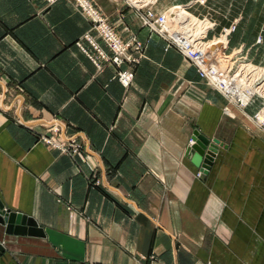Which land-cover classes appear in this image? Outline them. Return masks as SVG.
<instances>
[{"label":"crops","instance_id":"0c3cea01","mask_svg":"<svg viewBox=\"0 0 264 264\" xmlns=\"http://www.w3.org/2000/svg\"><path fill=\"white\" fill-rule=\"evenodd\" d=\"M92 1L123 41L143 43L140 64L98 68L78 43L91 50L89 34L112 52L73 0H0V205L42 229L0 224V264H264V132L251 120L262 104L225 115L227 100L136 10ZM194 1L154 8L210 19L209 38L236 24L229 51L264 64V0ZM53 117L81 134L76 158L39 142ZM196 131L220 143L205 168Z\"/></svg>","mask_w":264,"mask_h":264},{"label":"built area","instance_id":"2783aa9c","mask_svg":"<svg viewBox=\"0 0 264 264\" xmlns=\"http://www.w3.org/2000/svg\"><path fill=\"white\" fill-rule=\"evenodd\" d=\"M47 1L53 4L58 0ZM123 1L140 14V20L144 28L164 39L168 47H173L180 52L187 61L196 67L201 79L205 80L227 100L228 105L224 108L225 115L231 116L232 106H236L238 109L244 111L257 100L262 101L261 108L251 117V120L264 132V96L256 92V89L260 88L264 83V75L259 76L257 70L254 69L259 68L264 70V64L258 65L250 60L247 54L244 53L243 47L229 51V38L236 31V24L222 29L218 37L209 38L210 32L215 30L217 24L210 19L199 18L201 22H208L210 24L206 30V34L200 37L193 32L192 27H187L189 15H185L182 20L179 19V21L175 22L174 20L178 17L179 13L171 12L172 22L169 21L167 13L174 8L178 10L181 6L175 5L165 11L157 12L154 6L158 0L155 2H144L143 0ZM73 2L77 9L93 24V29L96 30L112 52V55H108L91 35H85V40L92 49L87 50L80 42L78 45L98 68H101L102 64L107 63L117 68H120L125 63H129L135 67L140 64V60L145 59L142 53L144 49L143 43L135 37L128 41H123L92 0H73ZM205 2L207 0L194 1L195 4L199 3L201 5H204ZM188 10L185 9L187 12ZM223 37L227 40L226 47L223 50L214 51L212 43H215L218 38L221 39ZM262 45H264V30L256 38L254 46L260 47ZM228 55L232 56L231 67H229V62L221 63V57L227 58ZM241 64H245L249 68L250 73L247 74L246 78V81L249 83L242 80L239 68ZM133 79V71H121L118 73V80L126 87L131 85ZM225 79H230L229 85L224 81ZM241 84H252V88L244 91ZM252 90H255L253 94L250 93ZM42 125L45 131L38 135L40 143L73 159L82 151H85V144L82 141L81 134H69L70 125L66 122L53 117L47 121H43ZM95 184L100 185V182L97 181ZM147 264L161 263L157 257H152Z\"/></svg>","mask_w":264,"mask_h":264},{"label":"water","instance_id":"95a60500","mask_svg":"<svg viewBox=\"0 0 264 264\" xmlns=\"http://www.w3.org/2000/svg\"><path fill=\"white\" fill-rule=\"evenodd\" d=\"M192 140L194 144L190 151L193 150L195 152L193 157L194 164L198 168L202 167L203 163L205 165H209L215 157V154L217 153V146L220 145V143L218 141L211 142L198 131L195 132ZM202 168H205V166ZM0 224L6 227V233L8 235H23L24 233L21 232L25 231L24 226L30 227L29 234L34 236H41L42 234V229L39 228L35 221L28 217L6 210L2 205H0Z\"/></svg>","mask_w":264,"mask_h":264},{"label":"bare ground","instance_id":"6f19581e","mask_svg":"<svg viewBox=\"0 0 264 264\" xmlns=\"http://www.w3.org/2000/svg\"><path fill=\"white\" fill-rule=\"evenodd\" d=\"M131 1H140V0H131ZM143 1L144 2H155L156 0H143ZM196 4L193 3L192 5H188V6L190 8V7H192L193 5H196ZM198 5L201 6V4H199V3H198ZM205 5H207V2H205L204 5H202V6H205ZM176 6H179L180 7L181 5H176ZM180 8H183V9H179L178 8V10H177V8L176 9L174 8L173 10H171L170 12L167 13L168 18H169V21L172 22V17L170 16V13L171 12H173V13L178 12L179 13L178 14V17L174 20L175 22L179 21V19L182 20L185 17V15H187V16L189 15L190 17L187 20V22L189 24H187V27L188 28H191L192 27L193 30H194L193 32H195L200 37H203L206 34V30L209 28L210 24L208 22H204V23L201 22V19L202 18L199 19L200 17L195 16L189 10H188V12L185 11V9H188L187 7L181 6ZM204 18H206V17H204ZM215 37H218V36H215ZM226 44H227L226 38H224V37L221 38V39L218 38L215 43H212V46H213L212 49L214 51L223 50L226 47ZM231 59H232V56H230V55H228L227 58L221 57V63H228L229 62V67H231V65H232ZM250 67H252V66H250ZM239 68L241 70L242 80L244 82H246V83H249L248 81H246L247 74L250 73L249 68L245 64H241ZM254 69L257 70V73H258L259 76H263L264 75V70L259 69V68H254ZM224 81L227 82V85L230 84V79H225ZM251 85H248V84L243 85V84H241V86H242V88H243L244 91L245 90H250V88H252ZM254 92H255V90L250 91L251 94H253ZM256 92H258L259 94H261L262 96H264V83L260 86V88H257L256 89ZM231 111H233V112L235 111L236 112L237 109L233 107V108H231Z\"/></svg>","mask_w":264,"mask_h":264},{"label":"rangeland","instance_id":"374dc122","mask_svg":"<svg viewBox=\"0 0 264 264\" xmlns=\"http://www.w3.org/2000/svg\"><path fill=\"white\" fill-rule=\"evenodd\" d=\"M188 1V0H187ZM249 1H250V3L253 1V0H248V3H249ZM227 2V1H226ZM230 2H232V1H229V3ZM229 3L227 4V5H229ZM232 5H234V4H232ZM248 5V4H247ZM230 8H231V10L232 11H234V6H230ZM179 9H183V8H179ZM245 10H246V8L245 9H243L242 8V6H237V9L235 10V11H237L238 13H240L241 11L243 12V13H241V14H245ZM253 10H256V9H254V8H252L251 7V4H249V7L247 8V11H249L250 13H249V15L251 14V12L253 11ZM257 14H258V12H256ZM262 16V14H260L259 15V18ZM257 104L259 105L260 103L262 104L263 102L262 101H260V100H257Z\"/></svg>","mask_w":264,"mask_h":264}]
</instances>
